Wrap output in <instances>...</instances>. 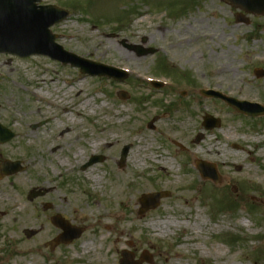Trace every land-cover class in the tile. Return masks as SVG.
<instances>
[{"label":"rangeland","instance_id":"rangeland-1","mask_svg":"<svg viewBox=\"0 0 264 264\" xmlns=\"http://www.w3.org/2000/svg\"><path fill=\"white\" fill-rule=\"evenodd\" d=\"M42 4L71 13L51 28L64 50L130 73L119 82L81 74L79 68L48 57L0 54V124L15 135L0 145V163L21 161L24 167L0 181V264H120L124 250L131 251L135 260L150 259L141 264H264V116L246 117L223 101L200 94L212 90L264 106V79L254 75L255 69H264V20L253 27L238 25L219 0H45ZM148 49L157 52L145 55ZM77 77L84 79L82 87L71 91V80ZM146 78L168 85L156 89ZM61 87L67 91L65 117L64 109L51 105L62 99L57 92ZM30 90L42 93L44 100L31 96ZM84 97L93 100L97 117L87 120L72 114L73 104ZM119 112L122 115L114 119ZM206 115L219 119L220 127L205 130ZM155 117L154 128H148ZM77 120H82V128L74 126ZM41 121L45 124L32 130ZM105 128L111 130L109 142L102 137ZM199 134L202 140L197 143ZM126 135L154 146L153 154L161 152L156 148L164 150L175 162L173 169L163 171L145 161L131 171L129 152L120 166ZM209 138L221 139L224 156L237 163L232 171L243 175L222 195L217 193L219 172L220 183L202 178L198 170L196 177L190 172L196 166L191 149L199 150ZM75 152L82 158L78 166L73 162ZM97 156L103 161L82 170ZM113 161L117 175L132 172L125 203L103 198L102 178L109 182ZM59 162L65 165L60 167ZM40 165L47 167L43 177L35 171ZM184 185L189 186V204L182 197ZM34 188L49 193L28 201ZM157 192L169 197L156 210L141 215L140 198ZM112 209L115 217H107ZM59 215L85 233L51 252L45 245L62 230L50 220ZM164 218L171 226L156 231L153 224ZM203 219V230H194ZM26 229L38 234L28 239ZM83 244H89L86 251Z\"/></svg>","mask_w":264,"mask_h":264},{"label":"water","instance_id":"water-1","mask_svg":"<svg viewBox=\"0 0 264 264\" xmlns=\"http://www.w3.org/2000/svg\"><path fill=\"white\" fill-rule=\"evenodd\" d=\"M41 1L42 0H0V53L9 52L20 56L46 54L64 63H72L74 66H79L84 73L88 72L100 76L105 75L121 80L126 77V75H119L111 69L97 67L96 64L89 63L72 54L66 53L60 47L56 46L54 44L55 37L50 33L49 29L51 26L64 21L69 16V13L54 6L38 7L37 3ZM148 53L153 54L155 51L150 50L145 53V55ZM255 73L258 78L264 77L263 70H257ZM203 94L220 98L245 115L253 117L264 115V108L259 105L239 102L235 99L227 98L213 92H203ZM126 96L127 95H125L124 98H127ZM154 122L155 120L150 123V127H152ZM219 124V120H214L211 116H206L203 126L207 130H212L219 127ZM33 128L36 127L34 126ZM13 137L14 135L11 132H7L6 134L4 129L0 128V143H6L13 139ZM201 140L202 135L200 134L197 136L196 142L198 143ZM127 150L128 148H125L122 153L121 165L125 163ZM100 161H103L101 157H93L90 162L83 167V170ZM199 169L205 178L217 179L216 174L214 175L215 170L212 166L201 162L199 164ZM21 170L19 162H5V164L1 166L0 180L6 176L15 175ZM47 193L48 190L41 191L34 189L29 194V200L32 201ZM167 196L168 194L166 193L144 195L141 199L142 209L140 213L145 214L157 209L160 200ZM52 221L65 231L64 235L57 239V244H69L75 239H78L83 233V230L70 228L68 223L63 222L60 217L53 218ZM72 231H74V233ZM25 233L29 238L35 234L31 231H25ZM55 244L56 243H51L52 246ZM122 257L121 264H141V261L132 262L134 258L132 253L125 251L122 253Z\"/></svg>","mask_w":264,"mask_h":264},{"label":"bare ground","instance_id":"bare-ground-1","mask_svg":"<svg viewBox=\"0 0 264 264\" xmlns=\"http://www.w3.org/2000/svg\"><path fill=\"white\" fill-rule=\"evenodd\" d=\"M129 57H131L129 55ZM25 81H28V79H26ZM72 84H70V88L71 91H76L78 89H81L82 87V82L84 81L83 78L77 77L74 80H71ZM58 93L62 94V99H58L55 102H51V105H55L56 108H60V109H64V114L63 117L66 116V112L68 111V103L65 101V97L67 96V91L64 89V87H61L57 90ZM27 93H29L31 96L33 97H37L41 100H44V96L42 93L36 91V90H30L29 92L27 91ZM92 99L89 98H82L80 100H78V102L76 104H73L72 107V114L78 116L80 119H82L84 117V119H93L94 117H97V110L98 108H94L92 106ZM87 110H90L88 113ZM122 113H116L113 118H117L119 116H121ZM112 120V118L110 119V121ZM74 126L77 128H82L83 127V123L82 120H77L75 122H73ZM95 125H99L98 121H95ZM102 137L103 140L105 142H109V138L111 137V130L108 128H105L102 131ZM122 140L124 142L127 143V146L130 148L129 150V157H128V161L130 164V168L131 171L132 170H137L139 168H141V165H143V163L145 161H150L151 163H153L154 165L159 166V168L163 171H166L167 169H173L174 166V161L168 160L167 156H166V152L161 148H156L157 151H161L158 154H153V151L155 150V147L152 146L151 144L145 142L144 144H142L141 141L137 142L135 139L131 138L130 136L126 135L122 137ZM221 139L219 138H209L207 140L206 143H204V146H201L199 150H197L196 148L191 149L190 153L195 161V164H197V162L199 161H205L209 164H213L217 167L218 172L221 175V184L217 187V190L219 193L217 192L219 195L225 194V187L227 188V186H234L236 184H238L242 178L243 175L239 174V173H235L232 171V166L234 164H237L235 159H233V157H225L224 156V152L223 149L221 147V143H220ZM149 155H148V154ZM10 154V153H8ZM249 155H252V153H249ZM79 153L75 152L73 154V162H75V164L78 166L80 164H82V158L78 159ZM113 164H116L115 161H113L112 163L109 164L110 167V171L111 174L109 175V182L105 181V176H103L102 178V182H104V188L106 190V194L103 197L105 202L108 203H112L115 204L117 201H122L123 203H125V199H128L129 194L126 192L125 190V186H127L130 182H129V178L130 175L132 174L131 171H129L127 174L126 173H121V174H116L113 168ZM58 165L60 167H63L65 165V163L63 162H59ZM93 169H95V167H92L90 169L92 174ZM197 165L194 168H191V174L196 177L197 176ZM36 174L39 177H43L45 175V173H47V167H44L42 165L38 166L37 168H35ZM55 172V171H54ZM90 176V175H88ZM87 176V177H88ZM108 176V175H107ZM169 178H173L172 175H169ZM89 179V178H87ZM95 184L100 185L101 184V180L100 179H95L93 180ZM170 182V181H169ZM219 182V183H220ZM176 185L177 183L174 182ZM103 184V183H102ZM189 186L188 185H184V189H186L183 192V199L184 201L189 204L190 202V198L188 195H191L190 192H186L188 191ZM107 217H115V209H112V212L110 214H107ZM181 218L185 219V221H190V218H186V216L184 215H180ZM179 225H183L185 223H178ZM205 225V220L203 219L201 222H196L194 224L193 229L197 230V231H202L203 227ZM171 226V222H169L168 218H164L162 222L156 224H153V228L156 231H163L165 230V227H170ZM178 226V225H175ZM184 228H187L184 226ZM186 231V230H185ZM184 234H186L185 232H183ZM188 240V239H186ZM89 247V244H83L81 246V248H83L84 251H86V249ZM218 255L221 254L220 250H217Z\"/></svg>","mask_w":264,"mask_h":264},{"label":"flooded vegetation","instance_id":"flooded-vegetation-1","mask_svg":"<svg viewBox=\"0 0 264 264\" xmlns=\"http://www.w3.org/2000/svg\"><path fill=\"white\" fill-rule=\"evenodd\" d=\"M227 8L230 9L234 16V21L238 25L245 27H253L257 20H264V16H258L260 12H264V0H219ZM244 9L252 11V14H249ZM243 21L242 23H237L236 19ZM257 30V28H256ZM61 246V245H59ZM59 246L50 248L51 252H54Z\"/></svg>","mask_w":264,"mask_h":264}]
</instances>
